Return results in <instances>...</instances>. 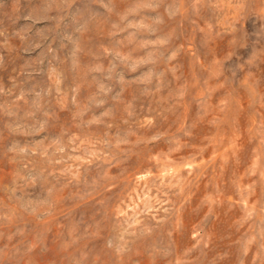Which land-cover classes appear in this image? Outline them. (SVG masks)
Instances as JSON below:
<instances>
[{
	"label": "rangeland",
	"instance_id": "374dc122",
	"mask_svg": "<svg viewBox=\"0 0 264 264\" xmlns=\"http://www.w3.org/2000/svg\"><path fill=\"white\" fill-rule=\"evenodd\" d=\"M0 264H264V0H0Z\"/></svg>",
	"mask_w": 264,
	"mask_h": 264
}]
</instances>
